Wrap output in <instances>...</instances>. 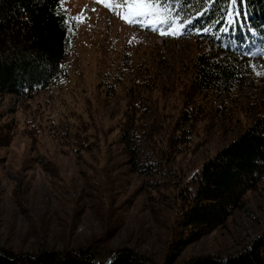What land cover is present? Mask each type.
<instances>
[{
    "label": "rangeland",
    "instance_id": "obj_1",
    "mask_svg": "<svg viewBox=\"0 0 264 264\" xmlns=\"http://www.w3.org/2000/svg\"><path fill=\"white\" fill-rule=\"evenodd\" d=\"M65 8L68 16L81 17L69 31L68 77L31 99L0 95V138L7 141L0 145V248L37 253L98 244L133 248L161 263L175 219L174 188H152L155 177L133 172L117 145L80 153L77 144L83 136L104 138L105 131L109 143L115 140L136 69H147L152 98L176 116L206 42L186 32L172 37L130 26L98 0H65ZM215 103L224 109L198 130V151L177 158L184 180L264 111V49L256 48L235 91ZM82 125L88 127L76 135ZM246 199L248 213L237 212L179 262L224 258L253 242L264 225V189Z\"/></svg>",
    "mask_w": 264,
    "mask_h": 264
},
{
    "label": "trees",
    "instance_id": "obj_2",
    "mask_svg": "<svg viewBox=\"0 0 264 264\" xmlns=\"http://www.w3.org/2000/svg\"><path fill=\"white\" fill-rule=\"evenodd\" d=\"M58 7V0H0V95L31 99L68 77L69 30L62 23L65 13L58 12ZM176 7L191 20L183 33L203 38L207 47L192 65V80H187L181 101H177L176 116L164 113L152 98L147 69H136L131 86L124 92L126 107L114 128L118 132L115 140L109 143V131L104 132V138L83 136L76 151L87 153L117 145L133 172L155 177L149 181L152 188H174L175 219L161 263L133 248L91 244L37 253L0 248V264H264V225L255 240L235 254L179 262L187 248L225 228L237 212L248 213L246 196L264 189V111L186 180L176 162L179 156L198 151V130L206 119L224 109L215 103L217 98L235 91L256 48L264 49V0H237L234 9L240 16L232 17L233 24L226 23L228 12L233 10L231 0H181ZM197 29L201 31L197 33ZM114 83L110 93L116 88ZM87 127L80 126L76 135ZM6 142L0 138V145ZM162 176L164 180L156 181Z\"/></svg>",
    "mask_w": 264,
    "mask_h": 264
},
{
    "label": "snow or ice",
    "instance_id": "obj_3",
    "mask_svg": "<svg viewBox=\"0 0 264 264\" xmlns=\"http://www.w3.org/2000/svg\"><path fill=\"white\" fill-rule=\"evenodd\" d=\"M98 2L104 4L113 14L130 26H138L141 29L158 32L160 35L179 37L183 35L186 25L191 23V20L183 17L179 8L176 7L181 0H121V2L116 3L111 2V0H98ZM207 2L211 3L212 0H207ZM236 2L237 0H231L233 10L228 12L227 24L234 23L232 17L238 18L240 16V13L234 9ZM58 5V12L63 11L65 13L62 23L68 26L69 31H72L73 21L79 23L81 17H72L66 14L65 0H58ZM200 14V12L197 13V15ZM227 30V28L221 29V31ZM196 31L199 33L201 30L197 29ZM202 31L207 33L208 29L204 28ZM108 264H112V262L109 261Z\"/></svg>",
    "mask_w": 264,
    "mask_h": 264
}]
</instances>
